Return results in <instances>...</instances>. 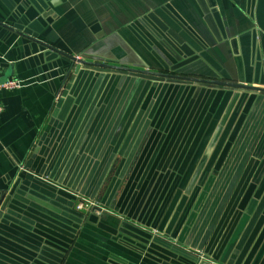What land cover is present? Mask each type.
Masks as SVG:
<instances>
[{"label": "crops", "instance_id": "1", "mask_svg": "<svg viewBox=\"0 0 264 264\" xmlns=\"http://www.w3.org/2000/svg\"><path fill=\"white\" fill-rule=\"evenodd\" d=\"M52 48L259 84L264 0H0V264H264V91Z\"/></svg>", "mask_w": 264, "mask_h": 264}, {"label": "water", "instance_id": "2", "mask_svg": "<svg viewBox=\"0 0 264 264\" xmlns=\"http://www.w3.org/2000/svg\"><path fill=\"white\" fill-rule=\"evenodd\" d=\"M60 57L61 60L66 62H74L75 68L73 73H78L80 71L81 65L86 66H96V67H109L111 69H119L123 72L132 73L137 76H145L147 78L155 79L158 81H166L170 83L174 82H195L199 84L209 83L213 85H220V86H228L231 88H237V89H246V90H255V91H264V80L260 81L259 84L249 83L247 81L245 82H238L233 80H220V79H205L200 77H193V76H183V75H176L172 73H166L161 71H154V70H148V69H133V68H121L118 66H111L107 64H98L91 61L82 60L80 58H77L74 55L68 54L66 52L57 50L55 48H52ZM246 196H243V200H245ZM247 198V197H246ZM173 250H178V248L170 246ZM185 253V252H184ZM190 259L192 260V264H195L197 262L198 257L195 254H188ZM199 264H210L206 261H201Z\"/></svg>", "mask_w": 264, "mask_h": 264}, {"label": "built area", "instance_id": "3", "mask_svg": "<svg viewBox=\"0 0 264 264\" xmlns=\"http://www.w3.org/2000/svg\"><path fill=\"white\" fill-rule=\"evenodd\" d=\"M25 80L22 79H18V78H13V79H5L2 80L1 76H0V90L2 89H12V88H18L21 87L23 85ZM3 111V105L0 102V114ZM21 169V167H20ZM75 209L76 210H82V211H89L91 210L93 213L95 214H100L103 210H105V208L103 206H100L99 204H96L95 202H93L91 199H87L84 198L82 196H78L76 195V203H75ZM153 234L158 235L161 239L163 240H169V237L160 234L157 230L152 229L151 230ZM198 256H204L203 253L201 252H196ZM197 256V257H198ZM211 264H215V263H211Z\"/></svg>", "mask_w": 264, "mask_h": 264}, {"label": "rangeland", "instance_id": "4", "mask_svg": "<svg viewBox=\"0 0 264 264\" xmlns=\"http://www.w3.org/2000/svg\"><path fill=\"white\" fill-rule=\"evenodd\" d=\"M189 175V174H188ZM236 190V189H235ZM234 190V191H235ZM241 190L242 191H244V188H243V185H241L237 190H236V196H235V198L233 199V200H241V196H240V192H241ZM194 189L192 190V193H194ZM225 190H223L222 191V188H220L219 190H218V192H221V193H223ZM191 195V194H190ZM223 198V197H222ZM227 200V199H226ZM168 237V236H167ZM202 258L204 259V260H206L205 259V257L204 256H199V258H198V260H197V262H199V260H202Z\"/></svg>", "mask_w": 264, "mask_h": 264}, {"label": "bare ground", "instance_id": "5", "mask_svg": "<svg viewBox=\"0 0 264 264\" xmlns=\"http://www.w3.org/2000/svg\"><path fill=\"white\" fill-rule=\"evenodd\" d=\"M76 200V199H75Z\"/></svg>", "mask_w": 264, "mask_h": 264}]
</instances>
